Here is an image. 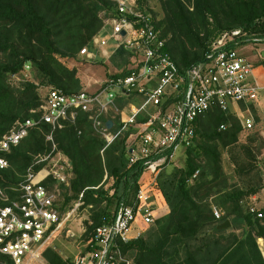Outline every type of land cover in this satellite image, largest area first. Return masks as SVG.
<instances>
[{"label":"trees","instance_id":"16d2710c","mask_svg":"<svg viewBox=\"0 0 264 264\" xmlns=\"http://www.w3.org/2000/svg\"><path fill=\"white\" fill-rule=\"evenodd\" d=\"M150 1L137 0L138 9L154 18L168 40L166 52L183 72L204 62L210 45L225 33L241 31L240 39L246 43L264 41V0H155L160 13L151 10ZM104 12L105 17L115 13L109 0H0V140L16 123L36 120L32 112L41 107L36 84L16 86L9 79L28 62L43 75L42 84L67 93L83 90L77 71L64 61L79 56L100 32ZM133 55L121 48L112 61L124 68ZM117 102L122 110L139 100L129 95ZM111 119L113 131L120 132V116ZM147 120L139 116L137 123ZM243 131L236 115L219 109L198 118L194 144L184 150V164L163 165L157 177L170 213L144 228L143 235L117 241L124 258L132 264H264L259 245V240L264 242V208L252 212L248 205L264 190V173L254 150L258 142H264L252 136L241 144ZM48 132L47 126H38L10 153L0 154L9 163V168L0 170V187L11 198L12 188L22 184L33 164L51 151ZM138 133L129 126L107 146L87 120L80 119L55 134L72 175L68 186H59L57 209L61 217L79 201L82 210L89 209L83 234L88 251L97 248L96 230L112 224L122 205L135 207L139 189L148 184L145 161L131 163V150L138 151ZM225 154L233 166V179L224 169ZM162 157H169L168 152L153 159ZM43 167L36 166L34 172ZM46 184L54 187L56 182L50 179ZM216 210L222 213L220 219ZM226 221L231 227L219 229ZM43 260L71 264L50 246Z\"/></svg>","mask_w":264,"mask_h":264},{"label":"built area","instance_id":"2783aa9c","mask_svg":"<svg viewBox=\"0 0 264 264\" xmlns=\"http://www.w3.org/2000/svg\"><path fill=\"white\" fill-rule=\"evenodd\" d=\"M109 1L115 13L103 17L102 29L80 50L79 57L87 62L108 61L124 48L134 54L129 64L93 92L67 93L46 87L41 95V107L32 112L37 115L36 120L16 123L0 140V154L10 153L30 130L44 125L49 129L46 140L51 146L48 155L28 170L26 180L12 188L13 198L0 187V264H46L43 252L83 205L79 201L75 210L64 217L57 209L59 186H68L72 175L71 164L59 151L55 134L68 125L87 120L107 146L120 132L134 126L139 130V141L138 151L131 150V163L144 160L150 174L148 184L138 191L136 206L122 205L112 224L96 230L97 248L78 257L75 264H132L116 243L133 239L129 234L139 222L144 228L155 222L161 199L157 188L160 168L172 164L181 150L192 147L198 118L219 109L236 115L245 129L254 126L252 116L246 117L242 106L249 110L259 103L264 85L260 83L258 68L237 50L246 43L240 39L241 31L220 36L210 45L204 62L183 72L166 52L168 40L156 28L154 18L138 9L137 0ZM112 40L116 48L109 53L107 46ZM31 66L28 62L24 69ZM129 95L139 102L120 110L118 99ZM240 111L246 117L243 120ZM116 116H120L123 124L118 133L113 131L111 119ZM139 116H147V122L137 123ZM110 120L111 129L107 126ZM167 152L169 157L153 159ZM38 165L44 167L35 173ZM7 168L8 161L0 157V170ZM50 179L56 182L54 187L46 184ZM215 216L220 219L222 213L216 210Z\"/></svg>","mask_w":264,"mask_h":264},{"label":"rangeland","instance_id":"374dc122","mask_svg":"<svg viewBox=\"0 0 264 264\" xmlns=\"http://www.w3.org/2000/svg\"><path fill=\"white\" fill-rule=\"evenodd\" d=\"M150 8L156 13H160V7L157 1H150ZM106 12L101 14V17H105ZM116 48V42L110 41L107 46L109 53H112ZM238 52L246 57L249 62L255 65L256 68L261 69L264 73V41L257 43H244L237 47ZM69 69H75L77 71V76L81 81L84 91H96L103 82H105L110 76L118 74L123 68H119L112 61V58L108 61L99 60L96 62H87L81 57L77 56L75 59H70L64 61ZM32 65V64H31ZM264 77V75H263ZM10 82L16 86H20L23 82H31L38 86L39 95L44 93L48 85L42 84L43 75L39 72L38 68L34 65L30 69H23L21 73L16 76L9 77ZM42 84V85H41ZM247 108L242 107V111L245 112L246 117L248 115L252 116L254 120V126L251 129H244L241 136V144H245L246 140L252 136H257L263 139L264 142V91L261 96L260 102ZM242 120L245 119L242 112H238ZM255 154L257 157V163L259 170L264 173V145L260 142L254 147ZM185 152L181 150L174 159V162L170 164L171 167H180L185 161ZM224 169L228 178H235L233 172V166L228 161V155H224ZM60 199V198H59ZM78 203V202H77ZM72 204V208L69 212L75 210V205ZM248 205L256 210H261L264 208V190L248 201ZM68 212V213H69ZM67 213V214H68ZM89 209L82 210V206L76 210V213L64 224L61 231L52 239L50 247L55 250L60 256L69 261L71 264H75L78 257L84 256L91 251L87 250L89 243H86L83 239V234L85 232V221L89 219ZM148 229V227H147ZM137 234L135 226L132 228L129 236L134 237ZM144 232L141 234L143 235ZM260 248L264 252V243L259 242Z\"/></svg>","mask_w":264,"mask_h":264},{"label":"crops","instance_id":"0c3cea01","mask_svg":"<svg viewBox=\"0 0 264 264\" xmlns=\"http://www.w3.org/2000/svg\"><path fill=\"white\" fill-rule=\"evenodd\" d=\"M258 73H259V80H260V83L262 85H264V73L261 71V69L258 68ZM253 199H256V196L253 197ZM159 204H160V208L159 210H157L156 214H155V218L158 219V218H161V217H164L166 215H168L170 213V209L168 207V205L166 204V202L163 201V199L161 198L160 201H159ZM221 212V211H220ZM135 229L137 231V234L134 236V237H131V238H137L139 237L143 231H144V227L142 224H140V222L138 223V226H135ZM259 242H263V240H259ZM264 243V242H263ZM262 253H263V256H264V252L263 250L261 249Z\"/></svg>","mask_w":264,"mask_h":264},{"label":"water","instance_id":"95a60500","mask_svg":"<svg viewBox=\"0 0 264 264\" xmlns=\"http://www.w3.org/2000/svg\"><path fill=\"white\" fill-rule=\"evenodd\" d=\"M107 126L111 129L113 127V121H108ZM231 227V223L229 221H226L225 223L219 225V229L227 230Z\"/></svg>","mask_w":264,"mask_h":264}]
</instances>
